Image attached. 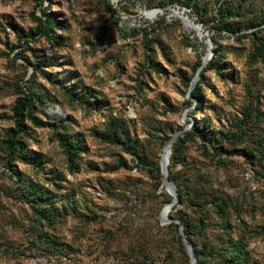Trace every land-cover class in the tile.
Segmentation results:
<instances>
[{
	"label": "rangeland",
	"instance_id": "374dc122",
	"mask_svg": "<svg viewBox=\"0 0 264 264\" xmlns=\"http://www.w3.org/2000/svg\"><path fill=\"white\" fill-rule=\"evenodd\" d=\"M183 1L0 0V264H191L164 213L173 191L161 156L175 134L187 138L173 174L230 196L240 215L217 218L204 203L207 226L196 242L217 248L240 238L247 258L264 264V58L251 56L263 39L264 0H227L223 10L239 5L227 20L234 33L213 20L221 0H196L197 10ZM42 10L56 20L57 42L36 31ZM210 63L217 68L203 72ZM30 81L28 135L20 137L33 161L8 167L16 86L25 91ZM69 135L79 138L74 163L59 141ZM127 144L158 163L160 181ZM41 188L55 208L49 223L22 195ZM193 202L185 195L171 214L196 222Z\"/></svg>",
	"mask_w": 264,
	"mask_h": 264
},
{
	"label": "trees",
	"instance_id": "16d2710c",
	"mask_svg": "<svg viewBox=\"0 0 264 264\" xmlns=\"http://www.w3.org/2000/svg\"><path fill=\"white\" fill-rule=\"evenodd\" d=\"M38 1L39 0H35ZM185 5L190 7L191 9L197 10L196 0H184L183 1ZM227 2V0H221L220 4L216 8V15L217 18H213V20H216V23L218 26H222V28L226 31L230 30L231 32H235L239 30V27L232 26L230 22H227L230 18H235L239 16V5L232 6L228 8L227 10H223V5ZM109 11H113L108 7ZM42 14L44 16V19L41 17H37V26L36 31L42 33L47 39L53 42H57L55 36V26L57 25L55 18H53L50 14H48L46 11L42 10ZM201 15L200 12H198V17ZM264 22V20H263ZM201 25L204 26V23L201 21ZM117 23H115L116 25ZM258 23L257 22H250L248 23L249 27H255ZM144 33L147 34L146 30L143 29ZM263 39H260L257 41L253 46V53L251 56L253 59H257L259 57L264 58V30H263ZM237 38H239L237 36ZM212 54L215 57L219 56V50L217 48L212 49ZM200 65L198 63L197 67ZM217 68V64L210 63L209 68L206 70H214ZM191 78H187L185 81V86L188 88L190 84ZM200 84H203L202 76H200L199 81ZM17 93L21 94L15 99V104L13 106V121L14 126L9 128L6 133V139L4 143V150L6 153V156L4 158V163L9 167L11 166V161L13 159H21L24 162H31L32 156L29 155L25 148L23 141L21 140V135L27 134L28 135V128L25 123V109L32 105V96L33 93L31 89L34 87V82L30 81L29 85H27L26 90L24 91L21 87V85L16 86ZM190 96L197 99L198 98V90L197 88L191 90ZM191 100H187L185 102L186 106L191 105ZM196 108V103H195ZM187 138L186 134H184L181 137H177L176 142H172L170 152H169V165H168V174L167 179L171 181L175 186V192H176V202L170 206L169 212L167 213L168 217L173 220V222L170 224V227H173L175 231L177 232L176 239L179 243L180 249L183 251V253L186 254L184 249V244L182 241V236L179 233L178 234V228L181 224L183 226V231L186 240L192 245L193 253L196 259V264H256L255 262L249 260L244 254V242L242 239L237 238L235 240H231L230 237L224 238L225 240H221L219 243V246L215 248L213 245H211L207 241H202L200 244L196 242V237L198 235V230L200 227H205L207 224H205V219L207 217V210L202 211V206L206 202H210L214 208L212 212L215 214L217 218H224V215L227 213L229 209H232L235 213V217L239 218V210L237 206V201L233 200L230 196L217 194V193H203L202 191L198 190L194 187H186L183 185L179 180L176 174H173L174 168L182 162V147L183 142ZM203 138L208 139V141H212V137L209 134H206V136H203ZM108 139V138H106ZM170 137L165 136L162 140V145L168 142ZM60 143L64 146L66 152L69 155L70 163H74L75 159L78 157V151L80 150L79 145V138L77 135H69L67 137L60 136L59 138ZM219 144V142L214 145V142L212 144V148H217L216 146ZM126 149L129 153H136L138 160L142 163L147 165L150 172L156 171V179L160 181L162 178V175L159 172V166L156 162H147L145 159V156L137 151V147L134 144H127ZM184 187H186L185 192L182 190ZM22 195L25 197L26 201L30 204L32 207L35 216L39 221L41 222H50L52 219L53 212L55 211V208L52 207L51 202L52 200L48 198V193L46 189L41 188L38 191H35L34 193L28 192V191H22ZM185 195L192 200H194L195 207L193 208L194 211H197L200 213L198 220L196 222H189L185 220V218L181 215H172L175 210H177L178 205H181L184 201ZM173 199V196L165 195L164 196V203L171 202ZM198 199V200H197ZM203 199V202L200 203L199 200ZM223 220V219H222ZM175 221H178L179 223H174ZM222 230L228 229V226L226 223L219 224L218 226ZM189 256V255H188ZM211 257L217 258V263H208V259ZM190 259V257H189ZM190 261V260H189Z\"/></svg>",
	"mask_w": 264,
	"mask_h": 264
},
{
	"label": "water",
	"instance_id": "95a60500",
	"mask_svg": "<svg viewBox=\"0 0 264 264\" xmlns=\"http://www.w3.org/2000/svg\"><path fill=\"white\" fill-rule=\"evenodd\" d=\"M177 135L178 134H175L174 135V138H177ZM162 174H163V181L166 184L171 185V187L173 189V193H172L173 199H172L171 202H168L166 204H168V205L169 204H172L173 205L176 202L177 198L175 196V186H174V184L171 181H168L167 180V167L162 170ZM165 218L167 219V215H166ZM177 223H179V222L177 221ZM179 231H180V234L182 236V241H183V243L185 245V248L187 250V253L189 254L191 264H196V259H195L194 253H193L192 245L186 240L185 235H184V231H183V227H182L181 224L179 225Z\"/></svg>",
	"mask_w": 264,
	"mask_h": 264
},
{
	"label": "bare ground",
	"instance_id": "6f19581e",
	"mask_svg": "<svg viewBox=\"0 0 264 264\" xmlns=\"http://www.w3.org/2000/svg\"><path fill=\"white\" fill-rule=\"evenodd\" d=\"M174 139H175L174 136H172V138L169 140V142L166 145H164L163 152H162V156H161V158H162V166H163L162 168L163 169L166 168V165H167V156H168V149L171 146V144L174 141ZM167 185L170 186L169 184H167ZM170 189L173 191V189H172L171 186H170ZM171 205L172 204H169V205L166 204V206L164 207V213L165 214L167 213V211H168V209H169V207Z\"/></svg>",
	"mask_w": 264,
	"mask_h": 264
}]
</instances>
